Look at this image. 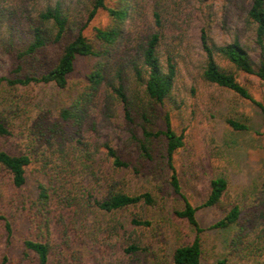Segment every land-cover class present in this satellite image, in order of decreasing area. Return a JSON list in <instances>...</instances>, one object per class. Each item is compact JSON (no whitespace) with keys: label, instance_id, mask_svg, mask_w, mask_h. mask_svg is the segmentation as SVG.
Returning a JSON list of instances; mask_svg holds the SVG:
<instances>
[{"label":"trees","instance_id":"16d2710c","mask_svg":"<svg viewBox=\"0 0 264 264\" xmlns=\"http://www.w3.org/2000/svg\"><path fill=\"white\" fill-rule=\"evenodd\" d=\"M223 3L242 17L252 33L259 64L240 32H234L231 42H216L211 0L188 5L183 0H0V47L12 62L9 76L0 78L2 95L38 84L70 89L69 79L80 60L84 67L82 80L74 84L76 95L59 109L57 118L47 124L41 117L36 121L31 138L37 148L35 156L11 154L0 144V179L17 189L26 186L29 167L42 157L38 163L43 179L37 182L35 198L23 202L18 217L29 224L23 243L26 256L33 255L39 264H63L53 234L58 231L63 244L71 247L70 233L86 204L108 217L101 234L121 245L131 259L120 264H140L133 257L147 253L149 247L139 229L153 226L146 211L156 208L158 201L150 190L131 191L121 174H156L163 162L170 171L173 191L183 200L175 214L195 231L194 239L174 250L171 264H202L203 235L234 226L237 230L229 251L216 264H232L264 251V185L259 202L244 213L229 195L228 179L217 177L211 181L207 199L195 206L184 195L174 164L184 146V136L172 127V118L179 101L187 49L185 26L190 17L202 21L200 78L259 106L264 142V104L240 79L243 74L264 83V0ZM101 13L107 15V24L91 27ZM6 102V108L20 106ZM6 108L0 114V137L13 133ZM100 117L103 121L120 118L127 141L101 140L97 135ZM228 123L235 130L248 129L232 120ZM80 171L90 177L84 192L74 183ZM1 201L0 196V205ZM215 206L225 209L226 215L202 227L198 211ZM126 212L129 221L122 220ZM9 217L0 216L12 237L16 227Z\"/></svg>","mask_w":264,"mask_h":264},{"label":"rangeland","instance_id":"374dc122","mask_svg":"<svg viewBox=\"0 0 264 264\" xmlns=\"http://www.w3.org/2000/svg\"><path fill=\"white\" fill-rule=\"evenodd\" d=\"M183 1L188 5L190 1L196 4L197 0ZM211 1L215 11L212 36L216 42H231L234 32H240L254 62L259 64L260 53L256 50L252 33L245 28L242 17L225 7L223 0ZM107 22V15L101 13L91 27L105 25ZM185 27L187 49L179 81V101L172 118V127L184 136V146L174 160L182 191L193 205L198 206L207 199L211 181L217 177H225L229 181L232 201L237 202L245 213L259 202L264 185V142L261 136L263 111L232 91L209 85L200 78L203 57L200 45L202 21L199 17H190ZM11 70L12 62L0 47V78L9 76ZM83 73V60H80L69 79L70 89L61 90L52 84H38L4 95L0 93V114L6 108V101H14L20 105L6 108L10 114V124H13V133L0 137L1 146L11 154L22 152L35 156L34 150L37 148L36 144L32 145L31 138L34 137L36 121L41 117L47 124L57 118L59 109L76 95L74 84L82 80ZM240 79L249 87L254 98L264 104V83L255 76L242 74ZM1 90L3 89L0 88V92ZM229 120L246 125L248 129L235 130L229 125ZM122 124L120 118L103 121L100 117L97 135L101 140L122 144L127 141V133ZM42 152L43 150L39 153ZM38 160L28 169L25 187L17 189L5 178L0 179V216H10L9 220L16 227L14 235L8 237L6 221L0 218V264L19 261L21 264H39L33 255L26 256L24 253L23 243L29 236V224L26 218L18 219L22 215L23 202L27 203L35 198L37 182L43 179ZM157 168L159 171L156 174H121L128 179L131 191L150 190L158 201L156 208L146 211L153 226L148 230L139 229L143 242L149 247L147 253L133 257V261L140 264H171L174 250L195 237L193 227L175 214V210L182 207L183 200L170 185V171L166 162ZM89 178L83 171L77 173L74 181L76 189L84 192L83 187L88 185ZM85 205L76 216L74 232L70 233L71 247L63 244L58 231L53 234L63 264H120L131 260L121 245L107 241L101 234L108 217ZM129 215L128 212L122 214V220L129 221ZM225 215V209L215 206L199 210L197 219L202 227L208 228ZM236 230L237 227L234 226L207 231L203 235L202 264H216L223 258L229 251ZM232 264H264V251L254 258L242 259Z\"/></svg>","mask_w":264,"mask_h":264}]
</instances>
